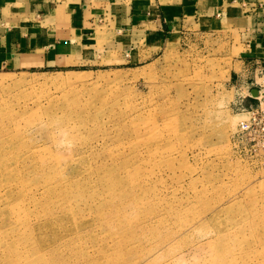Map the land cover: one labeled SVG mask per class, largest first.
<instances>
[{
	"label": "rangeland",
	"instance_id": "rangeland-1",
	"mask_svg": "<svg viewBox=\"0 0 264 264\" xmlns=\"http://www.w3.org/2000/svg\"><path fill=\"white\" fill-rule=\"evenodd\" d=\"M215 32L143 64L0 73V264H264V149L238 136L254 74Z\"/></svg>",
	"mask_w": 264,
	"mask_h": 264
},
{
	"label": "crops",
	"instance_id": "crops-1",
	"mask_svg": "<svg viewBox=\"0 0 264 264\" xmlns=\"http://www.w3.org/2000/svg\"><path fill=\"white\" fill-rule=\"evenodd\" d=\"M198 30L238 33L243 71L264 58V0H0V73L143 64Z\"/></svg>",
	"mask_w": 264,
	"mask_h": 264
},
{
	"label": "built area",
	"instance_id": "built-area-1",
	"mask_svg": "<svg viewBox=\"0 0 264 264\" xmlns=\"http://www.w3.org/2000/svg\"><path fill=\"white\" fill-rule=\"evenodd\" d=\"M247 64L250 65L254 77L238 85V94L242 97V102L248 99L254 104L247 112L249 118L240 121L238 136H247V147L250 151H256L264 149V58L250 60ZM254 91H257L256 96L253 95ZM242 146L246 150V146Z\"/></svg>",
	"mask_w": 264,
	"mask_h": 264
},
{
	"label": "water",
	"instance_id": "water-1",
	"mask_svg": "<svg viewBox=\"0 0 264 264\" xmlns=\"http://www.w3.org/2000/svg\"><path fill=\"white\" fill-rule=\"evenodd\" d=\"M256 94H257V91H254L253 95L256 96Z\"/></svg>",
	"mask_w": 264,
	"mask_h": 264
}]
</instances>
